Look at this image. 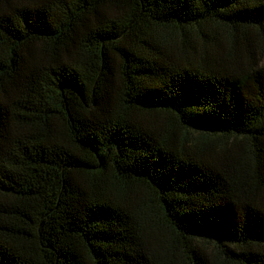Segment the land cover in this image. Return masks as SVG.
Here are the masks:
<instances>
[{
  "label": "trees",
  "instance_id": "16d2710c",
  "mask_svg": "<svg viewBox=\"0 0 264 264\" xmlns=\"http://www.w3.org/2000/svg\"><path fill=\"white\" fill-rule=\"evenodd\" d=\"M0 264H264V0H0Z\"/></svg>",
  "mask_w": 264,
  "mask_h": 264
}]
</instances>
